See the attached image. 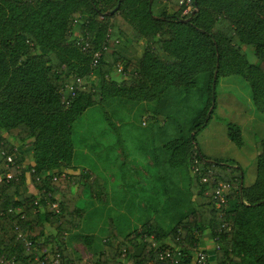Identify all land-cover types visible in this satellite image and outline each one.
<instances>
[{
	"label": "trees",
	"instance_id": "1",
	"mask_svg": "<svg viewBox=\"0 0 264 264\" xmlns=\"http://www.w3.org/2000/svg\"><path fill=\"white\" fill-rule=\"evenodd\" d=\"M194 2L196 10L183 15L179 0L164 2L158 14L150 0H122L109 15L119 0H0V147L18 155L8 167L0 153V176L12 174L0 181L5 264H171L160 263L154 248L209 251L202 241L207 233L219 237L216 264H264V139L256 143V178L248 186L239 166L209 160L193 146L220 77L245 78L252 103L264 114V0ZM141 41L144 53L126 58L123 50ZM104 43L93 65L92 54ZM199 75L209 94L206 118L195 121L192 136L168 145L179 149L172 155L175 167L191 165L187 211L167 230L151 218L123 237L110 222L102 249L92 252V261L83 259L73 242L91 251L93 236L73 233L85 214L80 199L85 188L105 199V189L93 172L72 165L73 123L108 98L158 99L171 87H194ZM229 134L241 145L238 127ZM204 175L209 178L202 182ZM218 184L228 198L222 216L214 198ZM49 203L57 209L49 210ZM222 223L226 228L218 232Z\"/></svg>",
	"mask_w": 264,
	"mask_h": 264
},
{
	"label": "rangeland",
	"instance_id": "2",
	"mask_svg": "<svg viewBox=\"0 0 264 264\" xmlns=\"http://www.w3.org/2000/svg\"><path fill=\"white\" fill-rule=\"evenodd\" d=\"M205 79L199 75L194 87H171L154 100L108 98L75 120L72 165L89 169L105 189V199L91 196L88 188L80 199L85 214L73 233L93 236L91 251L83 242H73L83 259L92 261V252L102 249L110 222L123 237L151 218L167 230L187 211L191 165L175 167L172 155L179 149L168 145L192 136L195 121L206 118ZM208 114L193 146L209 160L239 166L243 185H251L256 178V143L264 139V114L252 103L248 81L240 75L220 77ZM231 127L239 128L241 145L230 138ZM209 261L216 264L213 255Z\"/></svg>",
	"mask_w": 264,
	"mask_h": 264
},
{
	"label": "built area",
	"instance_id": "3",
	"mask_svg": "<svg viewBox=\"0 0 264 264\" xmlns=\"http://www.w3.org/2000/svg\"><path fill=\"white\" fill-rule=\"evenodd\" d=\"M163 2L167 3L169 0H162ZM180 3H183L184 10H183V15L184 14H189L193 11L196 10L195 2L194 0H179ZM108 36V35H107ZM90 47V42L88 40H85L84 45H82L83 50H87ZM107 49V45L104 43L102 48L99 50H95L92 54V64L95 65L99 62V59L101 58L102 55V50ZM118 71H121V67H119ZM0 153L3 155H6L7 157V166L10 167L11 165L15 164V160L17 159L18 155L16 154L17 152H13L11 154H6L4 150L1 149L0 147ZM209 172H211L209 170ZM63 177H65L64 174H62ZM5 177V179L9 180L12 178V174L10 171H7L6 173L3 174V176H0V181L1 178ZM208 175H204L201 178L202 182H205L208 180ZM56 179V177H54ZM214 198L216 199V206L220 208V216L224 214L223 208H226L228 206V198L226 196L225 192V186L218 184L216 187L215 193H214ZM49 210H55L57 209V204L56 203H49L48 204ZM12 209H10L11 211ZM17 211H20V208H17ZM226 228V224L222 223L217 231H222L223 229ZM24 239L22 233L18 234V239ZM218 236H213L212 237V242H213V249L214 251L220 249V245L218 243ZM25 240V239H24ZM26 246L27 247H33V243L31 241H26ZM155 253L157 254V259L158 261L161 262H169L171 264H180L184 259H190V262L187 264H208L209 263V251L203 250V249H195L192 254H188V252L181 250L180 248H160V247H155L154 248ZM26 254H28L27 250L24 251ZM12 259H15V256L12 257ZM6 259L1 258L0 259V264H5ZM41 263H44V260L41 261ZM145 264H150L149 262Z\"/></svg>",
	"mask_w": 264,
	"mask_h": 264
},
{
	"label": "crops",
	"instance_id": "4",
	"mask_svg": "<svg viewBox=\"0 0 264 264\" xmlns=\"http://www.w3.org/2000/svg\"><path fill=\"white\" fill-rule=\"evenodd\" d=\"M151 8L153 9V12L155 14H158V13H160L163 10L164 2L162 0H155V1L153 0ZM145 46H146L145 43L142 42V41L139 42V43H134V44L126 47L123 50V54H124V56L126 58L140 57L144 53ZM30 147H31V145L27 144V145H25L24 147L21 148V151L23 152V154H25V156L30 154V152H31ZM79 168H84V167H79ZM84 169H87V168H84ZM30 190H32V187L30 188ZM202 241H204V243L206 244V246H207V248L209 250L210 256L214 255L215 251L213 249V244H212V240H211V234L210 233L205 234L203 236Z\"/></svg>",
	"mask_w": 264,
	"mask_h": 264
},
{
	"label": "water",
	"instance_id": "5",
	"mask_svg": "<svg viewBox=\"0 0 264 264\" xmlns=\"http://www.w3.org/2000/svg\"><path fill=\"white\" fill-rule=\"evenodd\" d=\"M121 2H122V0H119V3H118V5H117V7H116L115 9L109 11V12L106 13V14L112 15V14H113V13L119 8ZM152 3H153V0H150V3H149V7H150V9H151V7H152ZM214 81H215V77H214Z\"/></svg>",
	"mask_w": 264,
	"mask_h": 264
}]
</instances>
